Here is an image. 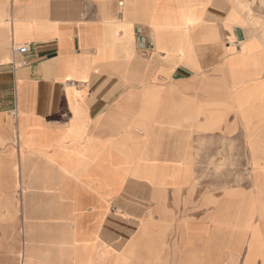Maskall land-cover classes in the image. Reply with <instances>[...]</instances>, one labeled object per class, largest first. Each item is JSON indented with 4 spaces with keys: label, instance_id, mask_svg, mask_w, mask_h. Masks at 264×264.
<instances>
[{
    "label": "crops",
    "instance_id": "0c3cea01",
    "mask_svg": "<svg viewBox=\"0 0 264 264\" xmlns=\"http://www.w3.org/2000/svg\"><path fill=\"white\" fill-rule=\"evenodd\" d=\"M238 14L0 0V264H264V43ZM226 147L249 181L215 192L197 152Z\"/></svg>",
    "mask_w": 264,
    "mask_h": 264
},
{
    "label": "rangeland",
    "instance_id": "374dc122",
    "mask_svg": "<svg viewBox=\"0 0 264 264\" xmlns=\"http://www.w3.org/2000/svg\"><path fill=\"white\" fill-rule=\"evenodd\" d=\"M238 1L244 4L249 3L247 4L248 8L241 13L242 16L238 14L240 25L246 29L248 34L256 32L261 36L260 41L264 43V5L260 7L258 4L261 0ZM227 2L234 6L231 1L227 0ZM237 11L239 13V9ZM231 15L227 11L226 16ZM197 157L200 160L201 167L199 169L204 171V178L210 179V183L207 185L212 191L221 192L230 187L243 186L249 181L251 168L245 150L235 151L232 147H228V149L226 147L222 151L210 152L209 161L204 166H202L200 151L197 152ZM219 181L222 182L217 183Z\"/></svg>",
    "mask_w": 264,
    "mask_h": 264
},
{
    "label": "bare ground",
    "instance_id": "6f19581e",
    "mask_svg": "<svg viewBox=\"0 0 264 264\" xmlns=\"http://www.w3.org/2000/svg\"><path fill=\"white\" fill-rule=\"evenodd\" d=\"M229 1H231L232 3H233V5H234V7L235 8H238L239 9V14L241 15V13L243 12V10H245V9H247L248 8V5L247 4H249V3H240L238 0H229ZM259 6L260 7H263V5H264V0H261L259 3ZM237 9V10H238ZM242 16V15H241ZM241 18V17H240ZM243 18V17H242Z\"/></svg>",
    "mask_w": 264,
    "mask_h": 264
},
{
    "label": "built area",
    "instance_id": "2783aa9c",
    "mask_svg": "<svg viewBox=\"0 0 264 264\" xmlns=\"http://www.w3.org/2000/svg\"><path fill=\"white\" fill-rule=\"evenodd\" d=\"M11 52H12L13 56L21 55V54H24L25 52H27V47L26 46L12 47Z\"/></svg>",
    "mask_w": 264,
    "mask_h": 264
}]
</instances>
